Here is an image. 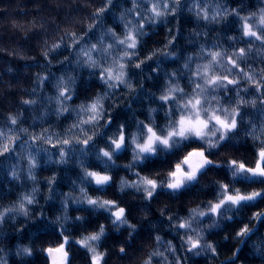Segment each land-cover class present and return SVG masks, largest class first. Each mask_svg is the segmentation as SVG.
I'll use <instances>...</instances> for the list:
<instances>
[{"label":"clouds","instance_id":"obj_1","mask_svg":"<svg viewBox=\"0 0 264 264\" xmlns=\"http://www.w3.org/2000/svg\"><path fill=\"white\" fill-rule=\"evenodd\" d=\"M0 264H264V0H0Z\"/></svg>","mask_w":264,"mask_h":264}]
</instances>
